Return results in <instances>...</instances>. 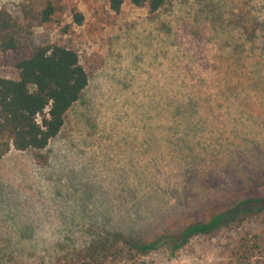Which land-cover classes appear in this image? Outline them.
<instances>
[{
  "label": "rangeland",
  "instance_id": "374dc122",
  "mask_svg": "<svg viewBox=\"0 0 264 264\" xmlns=\"http://www.w3.org/2000/svg\"><path fill=\"white\" fill-rule=\"evenodd\" d=\"M47 2L55 11L40 24ZM0 9L23 42L75 51L88 75L40 151L45 163L30 151L0 159V264H109L78 253L116 231L177 234L202 207L264 179V0H174L154 13L128 0L116 13L109 0ZM13 57L0 52V77L17 78ZM135 264H264V211Z\"/></svg>",
  "mask_w": 264,
  "mask_h": 264
},
{
  "label": "trees",
  "instance_id": "16d2710c",
  "mask_svg": "<svg viewBox=\"0 0 264 264\" xmlns=\"http://www.w3.org/2000/svg\"><path fill=\"white\" fill-rule=\"evenodd\" d=\"M170 1L174 0H128L149 13L158 11ZM123 2L109 0V7L116 13ZM54 11L53 4L47 2L36 14L38 22L48 23ZM82 20L80 14L75 15L77 25ZM21 32L17 20L5 9H0V52L14 53L11 65L18 71L16 79L0 77V159L11 150L30 151L45 163L46 157L40 151L60 133L66 113L87 87L88 75L75 51L56 44L33 46L22 41ZM255 180L205 209L202 207V217L190 221L192 223L177 234L161 233L143 241L122 232H112L108 237L92 240L78 253L79 260L103 259L113 264L125 258L128 264H135L161 247L174 253L195 236H213L230 222L264 211V179Z\"/></svg>",
  "mask_w": 264,
  "mask_h": 264
}]
</instances>
